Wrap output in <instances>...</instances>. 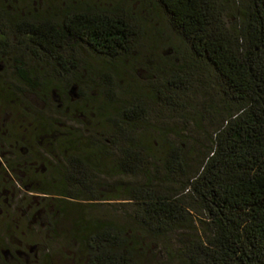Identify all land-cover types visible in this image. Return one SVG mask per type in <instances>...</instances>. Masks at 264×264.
<instances>
[{"label": "trees", "instance_id": "16d2710c", "mask_svg": "<svg viewBox=\"0 0 264 264\" xmlns=\"http://www.w3.org/2000/svg\"><path fill=\"white\" fill-rule=\"evenodd\" d=\"M151 1L190 49L171 47L183 64L153 96L171 105L198 78L225 106L197 172L146 102L121 98L116 63L146 40L135 16L0 0V210H21L0 264H54L53 242L69 264H148L176 237L185 264H264V0L228 3L236 22L222 0ZM17 222L45 240H15Z\"/></svg>", "mask_w": 264, "mask_h": 264}, {"label": "rangeland", "instance_id": "374dc122", "mask_svg": "<svg viewBox=\"0 0 264 264\" xmlns=\"http://www.w3.org/2000/svg\"><path fill=\"white\" fill-rule=\"evenodd\" d=\"M19 1L29 3L31 9L35 5V0ZM65 2L77 6L85 4L108 10H122L136 17L146 35V40L139 50L142 55L138 53L128 60L116 63L123 73L124 81L119 82L123 86L120 90L121 98L134 101L133 97L137 95L136 97L139 96L146 102L149 108L151 132L155 137H160L159 135L165 131V134L168 135L166 138L169 139L168 142H176L186 150L193 172H197L210 152L213 134L221 125L223 116H217L214 113L223 112L225 106L218 90L211 86L212 83L208 80V83L204 82L203 85L198 78L191 83L189 82V89L185 93L178 90H168L167 94L173 97V100L170 101H174L171 105L153 96V86H157L166 92L165 89L173 74L179 72L180 66L183 64L181 59L177 66L173 67L167 61L170 56L174 55L171 52V47L174 46L176 49L180 48L186 53H190L189 47L178 37L179 35L173 30L166 16L155 7L151 0H47L46 7ZM221 2L226 20L236 22L239 14L235 8L228 4L234 3V0H222ZM236 2L242 3L240 0H236ZM154 67L155 69L158 67L161 74L157 72L155 74ZM10 191H7L5 196H9L15 201L23 197L24 191L20 188L16 189L15 186L11 185ZM104 208L110 209L111 207L106 206ZM5 210V208L0 210V237H2V233L5 235L6 230L3 225L6 221L10 220V223H13L16 220H12V218L15 219L21 213V210H16L15 213L11 211L12 217H9L10 213ZM17 224L20 228L17 230L15 240L24 236L26 238L31 237L30 239H33L31 240L32 244L39 238L40 241L45 240L41 239L44 235L40 231L34 228H26L25 224L21 222H17L13 226L15 227ZM178 241L179 237H176L171 245H162L159 250L155 246L153 254L149 256L148 264H185L180 255L181 245ZM51 245L53 250L54 248L56 250L53 263L69 264L60 254L61 250L64 252L66 250L61 248L58 243L53 242L49 244V246ZM34 249H32L33 252H35Z\"/></svg>", "mask_w": 264, "mask_h": 264}]
</instances>
